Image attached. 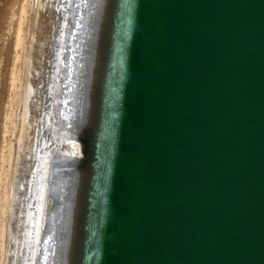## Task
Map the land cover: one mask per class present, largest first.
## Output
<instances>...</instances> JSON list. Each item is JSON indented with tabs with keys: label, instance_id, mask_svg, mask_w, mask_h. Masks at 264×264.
I'll return each mask as SVG.
<instances>
[{
	"label": "water",
	"instance_id": "water-1",
	"mask_svg": "<svg viewBox=\"0 0 264 264\" xmlns=\"http://www.w3.org/2000/svg\"><path fill=\"white\" fill-rule=\"evenodd\" d=\"M68 1L34 264H264V0Z\"/></svg>",
	"mask_w": 264,
	"mask_h": 264
},
{
	"label": "bare ground",
	"instance_id": "bare-ground-1",
	"mask_svg": "<svg viewBox=\"0 0 264 264\" xmlns=\"http://www.w3.org/2000/svg\"><path fill=\"white\" fill-rule=\"evenodd\" d=\"M69 3L70 1L68 0H38L37 1L36 17H35L36 21L38 20V17L42 12L41 10H43L44 7L49 8L51 10L54 9L55 13H54V20H52L53 24L51 25L52 29L50 28L51 30L49 36L50 39L48 41L49 42L48 56L47 54L44 55L47 56V60H45L46 62L44 66L41 67L44 69L43 80L41 78L40 81V84L42 83V87H41L42 89H40L41 107H40L38 120L37 122L35 121L36 122V124L34 125L35 130L33 129L34 133H32V131L30 132L33 122H31L32 118L30 119L28 116L29 113L28 99L30 98V93H33L32 89H34V87L32 88V85L30 84L29 78L27 80L24 91V103H23L24 111L22 115L21 137L19 139L20 145L18 151L22 153V150L25 147L26 149L28 148L26 152L25 150H23L22 153L23 159L21 160L24 169L23 172H25L24 174L26 175L25 176L23 175L24 177L23 179H21L19 183H17L19 178L17 180V178L15 177V180L13 181V185H11V189H13V191H11V194H8L9 196L6 194L7 196L5 197L4 200L6 202H4L5 204L3 205L2 209L8 208V210L10 211L11 224L9 229L7 230L8 245H3L4 242H2L3 246L0 244L1 245L0 249H3V251L1 252H4L2 257L3 259L1 258L2 261H0V264H34L36 255H38L37 254L39 251L38 242L40 240V235L42 232L41 228L43 224L45 199L48 191L47 189V175L49 169L48 160L50 159L49 154L51 152V148H54L55 150L56 149L60 150L62 154L67 153L71 157L80 155V145L75 139H71L70 137H68V134H62L60 136L55 135L54 137H52L49 134L50 129H47L48 122H51L49 115L53 102L50 94L53 91V89L57 87V85L53 86V76L55 70L60 67V61L63 55L62 51L65 43L64 42L65 32L68 27L66 23L68 21L69 14L71 13L70 9L67 8V5ZM21 13L22 15L26 13V9L23 8ZM21 19H25V18L21 17ZM18 28L19 29L17 32L16 46L20 44V41L22 39V30H23L21 26H19ZM75 38L76 39L73 40V44L74 43L80 44V38H78L77 35L75 36ZM78 47L79 49L81 48L80 45ZM57 59H58V63L56 64ZM31 69H32V57L29 56L28 73H30ZM38 69L40 68L38 67ZM41 76H42V72H41ZM37 109H39V107ZM68 124L71 125V122L69 121ZM31 133L34 134L33 135L34 137L32 139L29 138ZM26 140H30L31 142ZM18 160L20 161V158ZM17 171H20L19 168H17ZM25 182H27V184H25ZM23 188H26L25 190L27 194H25V198L27 197L28 199H25L23 197L25 192L22 191ZM35 198H36V202H34L33 205V201ZM15 216H16V220H15ZM13 221H16L15 222L16 226L14 230H13ZM54 222H55L54 220L51 221V226H50L51 227L50 231L52 235L56 230ZM2 237H5V235L1 236L0 238L3 239ZM52 237L53 239L51 242L48 241V243H45L44 252L41 253L42 256L41 263L52 264L54 246H56L55 245L56 235H53ZM5 239L6 238H4V240ZM32 240L35 243H32L33 246L31 247ZM30 250L32 251V253H30ZM29 253L31 255L30 259L28 255Z\"/></svg>",
	"mask_w": 264,
	"mask_h": 264
},
{
	"label": "rangeland",
	"instance_id": "rangeland-1",
	"mask_svg": "<svg viewBox=\"0 0 264 264\" xmlns=\"http://www.w3.org/2000/svg\"><path fill=\"white\" fill-rule=\"evenodd\" d=\"M37 1L38 0H0V199L2 198L0 200V230H3L0 231V237L5 235V237H2L3 239L0 238L1 245L2 242H4L3 245H8L7 230L11 224L10 211L8 208L2 209L5 204L4 202H6L4 201L5 197L13 191L11 185H13L15 177L17 180L19 178L17 181V183H19L26 175L24 174L25 172H23L24 169L21 160L23 159V150L26 152L28 148L26 149V147H23L22 153L18 151L20 145L19 139L21 137L22 115L24 111V91L29 78L30 84L34 89H32L33 93H30V98L28 99V116L30 119L32 118L31 122H33V128L31 127L30 132L32 131V133H34V125L38 120L41 107L40 89H42V83L40 84V81L41 78L43 80L44 72V69L41 67L44 66L45 60H47L48 41L50 39V30L52 29L51 25L53 24L52 20H54V9L51 10L44 7L36 21ZM23 8L26 9V13L22 15L21 12ZM21 17L25 19H21ZM19 26L23 29L22 39L20 44L16 46ZM46 54L47 56H44ZM29 56L32 57V72L30 71V73H28ZM38 67L40 69H38ZM38 107L39 109H37ZM32 133L29 137L30 139L34 137ZM26 141L31 142L30 140ZM19 158L20 161L18 160ZM17 168H19L20 171H17ZM25 184H27V182H25ZM23 189L22 191H25L23 197L25 198V194H27L26 188ZM25 199L28 198L26 197ZM15 222L16 221H13V230L16 226ZM4 238L6 239L4 240ZM1 251H3V249H0V261H2L1 258L4 253Z\"/></svg>",
	"mask_w": 264,
	"mask_h": 264
}]
</instances>
